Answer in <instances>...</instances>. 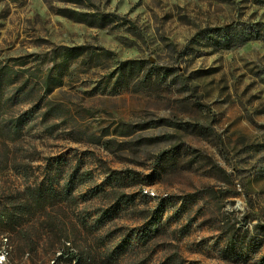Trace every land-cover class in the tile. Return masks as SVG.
Segmentation results:
<instances>
[{
  "label": "rangeland",
  "instance_id": "374dc122",
  "mask_svg": "<svg viewBox=\"0 0 264 264\" xmlns=\"http://www.w3.org/2000/svg\"><path fill=\"white\" fill-rule=\"evenodd\" d=\"M88 1L90 9H75L114 13L133 27L76 22L58 13L75 7L65 0H0V66L41 55V64L15 65L40 74L59 46L115 53L90 68L71 63L48 97L62 105L50 120L59 126L53 133L33 126L20 157L36 150L32 165L49 168V159L71 156L93 173L94 194L117 187L130 196L134 209L117 205L112 216L116 234L131 241L143 217H160L159 239L122 264H172L171 256L176 264H264V40L227 49L198 36L228 25L264 30L262 0ZM130 61L141 62V74H124ZM2 145L0 137L4 153ZM31 181L0 160V199ZM95 201L115 205V198ZM5 237L0 252L10 250ZM57 257L33 263L0 254V262L61 264Z\"/></svg>",
  "mask_w": 264,
  "mask_h": 264
},
{
  "label": "trees",
  "instance_id": "16d2710c",
  "mask_svg": "<svg viewBox=\"0 0 264 264\" xmlns=\"http://www.w3.org/2000/svg\"><path fill=\"white\" fill-rule=\"evenodd\" d=\"M74 8H59L58 13L76 22L90 27L104 28L115 22L120 25L133 27V22L121 18L114 13L80 11L78 8H91L88 0H65ZM264 4V0H262ZM249 32V30H248ZM238 32L234 26L207 28L199 33V37L210 46L233 48L241 46L249 40H264V30L257 25L252 31ZM50 55V54H49ZM113 56L112 51L91 45L59 46L51 52V60L45 61L50 68H45L40 74L26 68L29 58L42 63L41 55H30L26 59H17L13 65L0 66V137L3 140L4 153L0 158L5 167L12 166L15 170L23 171L31 183L24 185L22 190H16L0 199V236L10 241V250L2 251L13 259L29 257L33 263L40 257L50 260L58 256L61 264H122L125 256L137 250L148 249L163 233L164 226L160 217H143V228L136 235L135 241L124 237L119 229L113 230L115 224L114 207L124 209L135 207L130 196L114 187L111 191L94 194L90 188L94 175L84 168L82 160L71 156H59L49 159V168L34 167L32 163L38 155L35 150L30 156L20 157L22 140L33 126L53 133L59 125L50 120L55 110H60V104L49 99L55 88L63 85L64 78L73 61L83 60L89 68L97 66L98 56ZM47 58V56H46ZM141 62H126L124 74L133 76L141 74ZM170 70H167L169 72ZM25 106H29L24 111ZM64 112V111H63ZM65 114V113H64ZM36 123L29 126L30 122ZM66 123V118L63 124ZM16 145L11 150L8 142ZM0 159V160H1ZM39 169L42 173L36 174ZM88 187V191L83 188ZM97 199L115 198V205L110 209L101 207L103 201ZM165 232V231H164ZM233 244V237L229 239ZM60 250V254L57 251ZM176 256L168 258L176 264ZM11 261V260H10ZM3 264V262H0ZM180 264V263H179Z\"/></svg>",
  "mask_w": 264,
  "mask_h": 264
}]
</instances>
